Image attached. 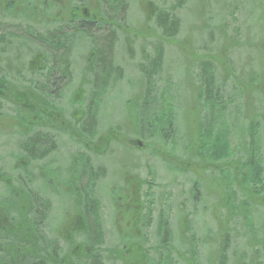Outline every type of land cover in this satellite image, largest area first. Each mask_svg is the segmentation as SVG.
Returning a JSON list of instances; mask_svg holds the SVG:
<instances>
[{
  "label": "rangeland",
  "instance_id": "obj_1",
  "mask_svg": "<svg viewBox=\"0 0 264 264\" xmlns=\"http://www.w3.org/2000/svg\"><path fill=\"white\" fill-rule=\"evenodd\" d=\"M45 1L42 16L1 10L0 68L11 64L5 78L52 106L62 131L2 103L0 194L12 187L15 206L26 193L50 204L40 233L55 257L73 240L101 264H139V247L149 264H264V0H87L111 16L107 26L72 24L76 1ZM37 52L46 59L32 72ZM31 124L51 138L36 150H54L28 163ZM108 133L115 139L93 153ZM82 217L87 231L70 238Z\"/></svg>",
  "mask_w": 264,
  "mask_h": 264
},
{
  "label": "trees",
  "instance_id": "obj_2",
  "mask_svg": "<svg viewBox=\"0 0 264 264\" xmlns=\"http://www.w3.org/2000/svg\"><path fill=\"white\" fill-rule=\"evenodd\" d=\"M23 2V6L21 3ZM71 1H76L75 6H71V8L68 10L67 13H69V20L72 24L75 25L74 22H77V18H80L81 23L83 24L85 21H90L91 23H94L93 21L97 22L99 24L100 22L106 23L105 26L108 25V23H112V19H110L111 16L106 15V13L103 14L102 12H97L96 14H92L91 11L86 8L85 4H87V0H69L70 4ZM114 2L112 6L116 5V7H126L125 6V0H111ZM4 2V3H3ZM3 12L9 11L13 12L16 9L19 10V12L25 13L26 10L29 11V13H38V16L44 15L46 12L47 6L43 4V2H47L45 0H21L20 4L16 6V1L15 2H10V0H3ZM19 2V1H18ZM80 2V4H79ZM82 5V6H80ZM38 6H41V9H38ZM1 11V12H2ZM114 11V10H113ZM18 12V11H17ZM18 12V13H19ZM105 16V18H104ZM162 21H164L162 19ZM103 25V24H101ZM78 27H80V22L78 23ZM82 27V25H81ZM84 27V26H83ZM170 29L168 30L169 32L173 31V26H169ZM77 29V27H75ZM2 38H0L1 42ZM1 52V50H0ZM4 52V51H2ZM46 56L43 53L37 52L32 54L31 59L28 62V69L32 72H38L42 69V64L45 61ZM5 67L7 68V71L10 70L11 64H5ZM6 73V72H5ZM5 78V75H4ZM9 86V88H0V96L3 97L2 102H11L15 103V100H18V97L22 96H28V94L22 93L17 89H14V86L10 81L6 82ZM11 90V92H9ZM243 91L240 90V93ZM243 94V93H242ZM16 98V99H15ZM7 99V100H6ZM13 101V102H12ZM20 102V101H18ZM20 105L21 109L25 111L23 114H27L26 118H34L33 121L36 126L42 129H48L50 122L48 120V115H47V110L44 109V112L39 110L38 107H32V105L28 104L26 105L25 102H20L18 103ZM16 104V103H15ZM47 105V104H46ZM31 108V109H30ZM54 110L51 107H49ZM47 115V116H46ZM227 123L230 126H233L231 121L226 120ZM27 129H30L27 135H24L25 140L27 142L24 143L23 145V159L28 161V163H31L33 160H43L44 158H47L51 155L54 149H47V150H36L37 146L39 147L42 145L44 142H50V137L49 135L47 136L46 134H40L38 131H34L32 133L33 125L29 126H24ZM51 128H53L50 125ZM248 129H249V138H254L256 135L257 131V124L255 123H249L248 124ZM59 130V133L57 135L61 134V128H57ZM255 131V132H254ZM32 136V139H31ZM115 139L112 136V133H108V136L101 137L98 142H103V147L102 149H98L95 143H93V153H101L106 150L107 144ZM252 149L248 154V160L245 165H248L253 172L257 171V168L259 167L256 162V157H255V139L252 142ZM36 154V155H35ZM79 155V154H78ZM94 168V172H92L93 180L94 183L96 179H98L97 174H100V170ZM93 171V170H92ZM244 172V171H243ZM243 172H241V177H239L240 180H242V187H246V184H243ZM26 174V173H25ZM6 179L8 177L1 176ZM81 175L79 174L78 170L73 171V175L71 177V180L73 182H76L79 180ZM23 179L25 177L23 176ZM21 178V181H23ZM27 181V178H26ZM99 181V180H98ZM24 182V181H23ZM97 182V181H96ZM3 184V185H2ZM22 184V183H21ZM0 185H2L4 188L6 185L1 182L0 180ZM70 185V183H69ZM26 186V183H25ZM7 192L3 190L4 194H0V196H8L4 198L3 202L1 203L2 209L8 213V221L11 225H13V230L12 231H7V230H2L0 229V264H84L83 260H91L89 264H101L100 259H98L97 255L93 256V249H91L88 246H84V244L81 243H73V240L70 242V246L68 247V251L66 254L61 255L60 257H55L53 255L54 249L53 245L51 244L50 240L44 236L42 237V234L40 233L41 227L43 224V227L45 228L46 226L44 223L48 221V212H50V204L46 203L45 200H42L37 193H32V194H27V203L23 204H17V206L14 205V203H10L11 199H14L18 195H20L19 191L17 189H13L12 187L6 188ZM10 192V194H9ZM247 197H249L248 193L245 194ZM23 197L25 198L26 195L24 194ZM20 198L21 197H17ZM255 201V200H253ZM21 203V201H20ZM23 205V207H22ZM18 219V223H17ZM82 220V221H81ZM80 220V227L78 228V233L76 229H69L70 233V238L73 234H81L82 231H87V228H85L84 224V219L83 217ZM15 225H17V228H15ZM42 227V228H43ZM97 227V226H95ZM13 232V233H12ZM96 237V236H95ZM74 239V237L72 238ZM89 243V242H86ZM97 243V242H95ZM40 244L42 248H38L37 246ZM45 244V246H44ZM86 245V244H85ZM90 245V244H89ZM92 246V245H91ZM162 247H165L164 245ZM38 248V249H37ZM93 248V246H92ZM142 251V254L139 252ZM135 254H137L138 259H139V264H149L148 260L146 258V255L143 252V249L139 247V249L134 251ZM191 259L195 260L194 252L192 250L189 251ZM115 254V253H114ZM116 255V254H115ZM117 256V255H116ZM160 264V262H159ZM192 264V263H191Z\"/></svg>",
  "mask_w": 264,
  "mask_h": 264
},
{
  "label": "flooded vegetation",
  "instance_id": "obj_3",
  "mask_svg": "<svg viewBox=\"0 0 264 264\" xmlns=\"http://www.w3.org/2000/svg\"><path fill=\"white\" fill-rule=\"evenodd\" d=\"M0 6L2 7V9H3V4L2 3H0ZM1 7H0V13H1ZM0 38H1V36H0ZM0 60H1V53H0ZM8 71H6V73H7ZM4 75H5V72H4V74H2V70H1V68H0V88L1 87H4L5 89L6 88H9L8 86V84L6 83L7 81H10V80H7V78H4ZM7 90V89H6ZM9 92H11V90L9 91ZM2 99H3V97L2 96H0V117H1V109H2ZM16 99V98H15ZM7 100V99H6ZM18 101H20V102H25V104L26 105H32V107H38L39 108V110L41 111V108H43L42 109V112H44V109H46L47 110V117H48V119H50L51 120V122L49 123V124H47L48 126L49 125H51V126H56V125H58L59 126V124H60V116H59V114H57L55 111H52V109H50L48 106H46V103L44 102V101H41V99H35L33 96H31L30 94H28V96H20V97H18V100L16 99L15 100V103H13L14 104V106H18V104H17V102ZM40 101V102H39ZM7 102V101H6ZM13 102V101H12ZM20 102H18V103H20ZM7 103H9V104H12L11 102H7ZM28 105V106H29ZM20 106V105H19ZM31 109V108H30ZM32 120H34V118L32 117L31 118ZM55 129L53 128V132L54 133H59V130H58V132H55L54 131ZM5 136H7V134H2V133H0V137H5ZM23 155V154H22ZM28 174V173H27ZM1 178L2 179H4V182H9V179H6V178H4V177H0V180H1ZM2 181V180H1ZM2 209V206L0 205V229H2V230H9V231H12L14 228H13V225H11L10 223H9V221H8V213L6 212V211H4V210H1ZM15 228H17V225H15ZM13 233V232H12Z\"/></svg>",
  "mask_w": 264,
  "mask_h": 264
}]
</instances>
